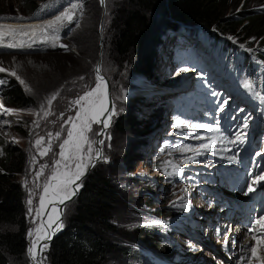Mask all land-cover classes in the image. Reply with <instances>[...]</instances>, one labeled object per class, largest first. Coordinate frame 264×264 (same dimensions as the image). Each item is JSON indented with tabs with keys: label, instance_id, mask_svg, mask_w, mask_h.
Segmentation results:
<instances>
[{
	"label": "rangeland",
	"instance_id": "rangeland-1",
	"mask_svg": "<svg viewBox=\"0 0 264 264\" xmlns=\"http://www.w3.org/2000/svg\"><path fill=\"white\" fill-rule=\"evenodd\" d=\"M164 1L158 0L154 9L145 12L151 25L152 36L149 41L145 39L143 46L137 52L138 55L130 53L117 59L109 52V39L114 28V10L120 5H127V0H105L104 4H101L100 0H41L34 10L28 8L27 0H0V18H9L7 20L19 22L17 24L36 20L40 21L39 25H42L59 15L72 3L83 4V9H78L73 20L66 22L58 33L49 32L52 36L57 35L59 39L53 40L54 42L46 41V44L52 42L57 45L61 42L66 44L67 48L60 50L57 46L53 47L50 44L44 48L26 47V50L22 52L13 50L0 52V67L7 70L0 73L19 84L29 100L25 107L15 108L9 106L2 97L0 98L4 109L17 110L6 113L0 109V137L4 140L3 146H0V163L8 152H11L12 160H20L19 171L10 177L22 189L25 238L28 243L25 255L21 259H10L8 264H31L28 256L31 239L28 232L40 223L42 217L37 218L35 211L29 215L27 204L29 189L32 191V207L35 209L39 206L43 182L51 173L53 161L59 158V144L66 138V129L70 127L65 124V120L73 116L77 110V106L73 105L72 101L83 95L86 90L95 87L94 64L99 59L100 69L108 81L112 105L115 104L117 114L112 117L110 127L104 130V136L94 135L95 132L100 131V127L96 124L93 125V133L89 135L93 140H104V144L102 146L98 144V147H102L108 162L99 161L96 165L104 168L113 183L117 202L111 219L112 223L124 233L140 225L157 224L159 221L155 216L157 211L155 208L168 206L172 198L174 184L167 181L170 176L166 173H168L169 165L176 159L171 154L161 151L164 147V143L160 142L161 137L170 134L176 140L177 146H169L178 155L180 149L192 148L196 139L219 135V131L196 128L195 125L207 124L214 129L217 109L225 117L233 107H237L235 98L231 97L232 87H234L231 79L235 71L223 73L220 70V62L207 49L205 39L188 37L186 40L185 38L183 41L185 44H194L191 52L185 53L184 51L189 47L182 46L179 53L173 54L171 61H167L166 54L159 53L156 43L159 36L158 30L162 26L161 15L164 13ZM230 1L238 3L235 11L240 10L241 0ZM261 3L259 7H264V2ZM262 9L261 12L264 13V8ZM261 12L258 11V13ZM7 20L0 19V21ZM154 21H160L155 28L152 27ZM182 34L180 32V35ZM251 41L250 50L256 51L259 38H253ZM178 44L181 46L182 41H178ZM146 57L148 67L151 66L150 70L145 69L143 73H136V64ZM184 59L187 60L186 66L181 64ZM239 60L237 69L241 73L247 72L250 68L247 57L241 56ZM185 68L188 71H182ZM12 71H15L27 84L31 89L30 92L26 91L25 85L10 74ZM141 76L149 80L151 86L153 85L151 93L147 95V99L142 100L141 94L138 93L133 99L135 101L126 100L122 95L124 90L141 93L143 91L141 87L149 86L148 82L145 86L142 84ZM140 81L141 86L138 84ZM259 91L263 93L264 87H261ZM188 92H191V96H182ZM54 94L58 95L51 104V114L47 119L36 116L34 113L41 112L42 105L44 109H48L47 101ZM164 104L167 106L163 114L160 111ZM181 107H185V113L180 111ZM123 114H132L133 118L129 121L128 128L118 131L113 122ZM38 119L39 127L33 123ZM177 120L180 121L179 128L175 126ZM62 125L65 131L62 132L60 139L56 140L54 134L61 131ZM155 127L156 129L153 130ZM242 132H245V129L242 128ZM48 133H53L52 151L46 156H41L35 146V140L41 136L44 137L41 148L46 147L50 139ZM96 145L94 148L97 147ZM6 146L7 149H5ZM33 157H35L34 162ZM41 165L49 167L45 169V175L34 182L35 172ZM159 173L164 177L163 183ZM196 176L200 177L199 174L193 177ZM25 180H27V187L24 184ZM37 183L41 187H37ZM148 195H153L155 200L150 199ZM146 196L151 200L150 206L147 207L141 203ZM72 206L73 201L67 203L63 213L66 211L69 214ZM106 238L111 243L115 242L113 240L115 235L106 234ZM119 241L123 246L133 250H140L141 246L147 247L122 237H119ZM171 241L174 251L170 258L178 261L177 264H195L202 256L201 252L191 250L188 240L176 231L171 234ZM102 263L141 264L129 257L119 255L113 249H110ZM44 264H49V261L46 259Z\"/></svg>",
	"mask_w": 264,
	"mask_h": 264
},
{
	"label": "trees",
	"instance_id": "trees-1",
	"mask_svg": "<svg viewBox=\"0 0 264 264\" xmlns=\"http://www.w3.org/2000/svg\"><path fill=\"white\" fill-rule=\"evenodd\" d=\"M27 1L28 8L34 10L41 0ZM127 2V5H120L114 10V28L108 48L110 54L117 59L130 53L138 55L137 52L145 39L150 40L151 25L145 12L154 9L158 0ZM261 2L264 1L241 0L240 10L235 11L238 3L230 0H165L164 13L161 15L162 26L158 33L160 34L162 29L178 30L186 29L184 26L191 27V34L206 38L209 50L221 62V71L228 73L233 67L231 58L239 59L245 56V53L238 50L232 42L221 38L220 34L232 35L236 42H244L247 47H250L253 38H259L256 45L264 49V13L261 12L264 7H259ZM158 24L160 21H154L152 27L155 28ZM196 25L201 28L195 27ZM147 61V57L139 60L136 73H143L147 69ZM7 81L0 89V96L11 107H25L29 100L21 86L10 78ZM132 118V114H123L118 116L113 124L118 131H122L129 127ZM3 144L4 140L0 137V146ZM6 155L0 163V264H8L10 259L14 258L21 259L28 246L25 238L22 189L10 177L19 171L20 160H12L11 152ZM82 183L83 186L72 200V211L69 214L66 211L63 213L64 227L57 232L43 253L49 264H103L110 249L121 256L149 263L140 253L123 246L119 237L147 245L163 256L169 254L170 247L160 242V227L140 225L124 233L112 223L111 214L117 202L116 191L110 176L102 166L93 167L82 179ZM141 203L147 207L150 206L151 200L146 196ZM155 210L156 215H170L165 207ZM106 234L115 235V242H109Z\"/></svg>",
	"mask_w": 264,
	"mask_h": 264
},
{
	"label": "snow or ice",
	"instance_id": "snow-or-ice-1",
	"mask_svg": "<svg viewBox=\"0 0 264 264\" xmlns=\"http://www.w3.org/2000/svg\"><path fill=\"white\" fill-rule=\"evenodd\" d=\"M101 4L105 3V0H100ZM83 9V4L81 3H72L68 8H66L59 15L55 16L52 20L45 22L42 25L38 26H29L27 29L24 28H13L9 25H0V47L7 48H31L36 42L37 33L47 34L49 32L55 34L58 33L60 28H62L66 22H71L76 14L77 10ZM82 14V11H81ZM19 36L29 37L31 42L28 40H17ZM5 37H11L12 39L5 43ZM52 39L58 40L57 35H53ZM53 47H56V44H52ZM60 47L67 48V45L61 44ZM243 47V45H241ZM7 71L5 68L0 67V72ZM96 71V85L94 88L89 89L84 92L83 95L76 98L72 101V104L77 106V110L73 116L68 117L65 120V124L70 125L66 129V138L59 144V153L58 159L53 161L51 173L44 180L42 185V193L39 195V206L33 209V199L32 191L29 189V199L28 212L29 215L35 211L37 218L42 217L45 214L46 209L51 205V211L47 215V221L43 219L40 220V223L28 232V236L31 239L30 247L28 248V256L33 262V264H44L46 257L43 255L44 251L48 249V243H41L42 241H50L55 232L62 230L64 227L63 221L61 219L62 212L58 209L57 204H63L65 201L70 200L79 189L83 186L82 178L86 175L87 171L91 167H95L96 162L103 161L108 162V158L104 156L102 147H95L94 145L99 144L103 145L104 140L100 139L99 141L91 139L89 133H93L94 124H102V129L98 132H95L96 136H104L105 129H108L111 125L112 117L117 114L115 104L113 103L111 109L108 107L109 97L106 81L104 77L100 75V69L97 67ZM182 71H188V69H182ZM12 76H15L21 84L25 85L26 91H31V89L25 84V82L16 74L15 71L10 73ZM83 79V77H81ZM4 83V81H0ZM245 88L250 91L253 90L250 83H245ZM259 96L258 93H255ZM54 94L51 98L48 99L47 105L48 109H44V106H41V112L34 113L36 116L41 119H47L51 114L50 108L53 100L56 99ZM216 95V93H212ZM264 101V96L259 97ZM0 109H3L6 113L16 112L15 109H4V106L0 104ZM107 113V116H105ZM63 117V114H61ZM104 117V119H101ZM33 123L39 127L40 120H35ZM177 128L180 127V121L177 120ZM196 128L209 129L211 131H219V127L211 128L207 124H198L195 125ZM244 128H247V123L244 124ZM65 131L64 126H61V131L54 134V138L59 140L62 132ZM49 140L46 147L41 148L44 144V137H39L35 140V146L39 151V155L46 156L49 152L52 151V138L53 133H48ZM110 139V136L108 137ZM245 136L243 133H238L236 135V141L243 142ZM14 142H17L14 140ZM212 143L215 144L216 140L213 139ZM201 149L211 150L208 144H201L198 149H183L185 151L192 150L195 151L196 155H202ZM259 155V154H258ZM230 160L236 159L235 156L228 157ZM35 157H33V162ZM194 162L193 157H189L185 160V163ZM170 163V162H165ZM48 165H41L39 170L35 172V181H39L40 177L45 175V169L48 168ZM174 172L166 173L171 176L173 174L180 175V170L177 166L173 165ZM264 182V175H258L252 179L251 184L248 185V192L255 191L254 185L261 184ZM25 187H27V180L24 181ZM37 187H41L37 183ZM185 191H187L185 189ZM35 222V221H34ZM53 225L55 228L53 229ZM258 226V227H257ZM249 232L252 233V239L255 241V245L246 246L248 251L251 253V256L246 259H254L257 261V264H264V255H259L258 253L264 252V217H259L255 220L254 226L249 229ZM34 237V238H33ZM224 243H228V237H224Z\"/></svg>",
	"mask_w": 264,
	"mask_h": 264
},
{
	"label": "bare ground",
	"instance_id": "bare-ground-1",
	"mask_svg": "<svg viewBox=\"0 0 264 264\" xmlns=\"http://www.w3.org/2000/svg\"><path fill=\"white\" fill-rule=\"evenodd\" d=\"M12 20H7V21H0V25H9V26H11V27H13V28H24V29H27L29 26H38L39 24H40V21L38 22V21H36V20H30V21H23V22H21L20 24H17V23H19V22H17V23H15V22H11ZM14 24V25H13ZM15 24H17V25H15ZM220 36H224L223 34H220ZM232 36V35H231ZM37 37L38 38H36V42L33 44V46L31 47V49H33V48H44V47H46V46H48V45H50V44H52V42H49L48 44H46V41H53V39H52V35H50L49 33H47V34H40L39 32L37 33ZM102 37V36H101ZM12 38L11 37H5V43H7L9 40H11ZM17 40H21V39H23V40H28V42H31V40L29 39V37H26V36H19V37H17L16 38ZM54 42V41H53ZM0 49H6V50H13L14 52H22L23 50H26V47H24V48H7V47H0ZM260 51H264V49H261ZM212 53V52H211ZM212 55L214 56V54L212 53ZM215 57V56H214ZM101 58V57H100ZM215 59L216 60H218L216 57H215ZM98 60V59H97ZM95 66H94V73H95V75H96V71H95V69L97 68V67H99V69H100V59L98 60V62H95V64H94ZM100 75H102L103 76V74H102V72H101V69H100ZM186 78H187V76H186ZM141 79H142V84L145 86L146 84H148L149 83V86H147V87H141V88H143V91L140 93V92H131V91H129V90H124L123 91V97L127 100H129V101H131V100H133L134 99V97L139 93V94H143V95H149V93H151V89H152V86H151V82L149 81V80H147V79H145V78H142V76H141ZM148 82V83H147ZM106 83H107V81H106ZM141 83V81L140 82H138V84H140ZM107 85H108V83H107ZM140 86H141V84H140ZM151 87V88H150ZM127 89V88H126ZM86 91H88V90H86ZM110 94V93H109ZM110 97H111V95H110ZM133 101H135V100H133ZM127 102V101H126ZM111 107H112V98H111V106H110V108L109 109H111ZM105 116H107V113H105ZM101 119H104V117H102ZM96 125H98L99 127L100 126H102V124H96ZM155 125V124H154ZM106 130V129H105ZM72 201V200H71ZM70 201V202H71ZM49 207V210H48V212L45 214V215H43V220L46 222L47 221V215H48V213L51 211V205H49L48 206ZM252 220H253V217L252 216H248L247 218H246V222L248 223V224H250L251 222H252ZM55 228V225H53V229ZM252 228V227H251ZM249 227H247L246 228V230H243L242 228H237V232L239 233V234H241V233H246V234H248V235H252V233H250L249 232ZM231 230V229H230ZM34 238V237H33ZM30 261H31V259H30ZM31 264H33V262L31 261Z\"/></svg>",
	"mask_w": 264,
	"mask_h": 264
},
{
	"label": "water",
	"instance_id": "water-1",
	"mask_svg": "<svg viewBox=\"0 0 264 264\" xmlns=\"http://www.w3.org/2000/svg\"><path fill=\"white\" fill-rule=\"evenodd\" d=\"M62 44V43H61ZM60 42H58L57 43V47L58 48H60ZM63 45H66V44H63ZM62 48H64V47H62ZM103 77H104V80L105 81H107V79H106V77L103 75ZM108 82V81H107ZM107 84V83H106ZM107 89H108V85H107ZM108 97H109V103H108V107L110 108V106H111V97H110V94H109V90H108ZM102 129V126H100V130ZM97 147H98V144L96 145ZM93 167H91V168H89L88 169V171H87V173H86V175L89 173V171L92 169ZM86 175L84 176V177H86ZM83 177V178H84ZM82 178V179H83ZM77 194V193H76ZM76 197V195L75 196H73L70 200H67V201H65V203H63V204H57V207H58V209L59 210H61V212H62V216H63V210H64V207H65V205L67 204V203H69L71 200H73L74 198ZM48 210H49V207L46 209V211H45V214L48 212ZM44 214V215H45ZM62 216H61V219H62ZM41 219H43V216H42V218ZM58 232V231H57ZM57 232H55V234L52 236V239L55 237V235L57 234ZM51 239V240H52ZM51 240L50 241H42L41 243L43 244V243H50L51 242Z\"/></svg>",
	"mask_w": 264,
	"mask_h": 264
}]
</instances>
